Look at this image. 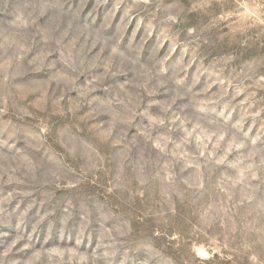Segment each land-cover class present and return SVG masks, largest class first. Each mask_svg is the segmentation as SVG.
Wrapping results in <instances>:
<instances>
[{
  "label": "rangeland",
  "instance_id": "obj_1",
  "mask_svg": "<svg viewBox=\"0 0 264 264\" xmlns=\"http://www.w3.org/2000/svg\"><path fill=\"white\" fill-rule=\"evenodd\" d=\"M0 264H264V0H0Z\"/></svg>",
  "mask_w": 264,
  "mask_h": 264
}]
</instances>
